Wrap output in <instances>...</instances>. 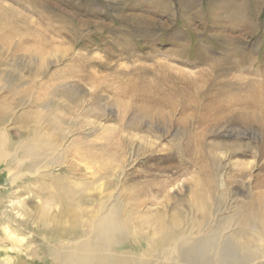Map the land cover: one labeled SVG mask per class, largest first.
Segmentation results:
<instances>
[{
    "label": "rangeland",
    "instance_id": "obj_1",
    "mask_svg": "<svg viewBox=\"0 0 264 264\" xmlns=\"http://www.w3.org/2000/svg\"><path fill=\"white\" fill-rule=\"evenodd\" d=\"M208 1L0 0V103L9 111L0 128L19 143L39 127L54 141L55 155L63 163L54 164L51 172L59 174L71 165L72 181L86 180L95 188L105 183L102 179L109 172L120 183L115 193L129 195L131 205L140 199L130 200L133 186L127 190L123 183L128 174L146 173L147 180L157 184L171 180L167 193L171 191L175 201L188 205L196 200L203 175L198 166L186 165L189 170L183 171L180 164L189 162L181 160V151L199 135L207 148L215 140L251 144L257 156L245 149L224 171L230 181L224 194L225 216L236 204L264 197V158L258 152L264 151L263 109L239 108L234 114H246L249 123L206 131L194 123L191 110L183 113L177 107L178 99L171 105L157 103V90L166 88L158 82L161 76L170 74L199 85L212 62L225 54L226 39L245 33L240 27L210 25ZM263 16L264 0L258 23L264 24ZM247 40L244 45L256 70L264 71V26L256 39ZM201 45L205 47L198 49ZM119 150L122 158L116 162L110 155L117 156ZM15 168L0 158V264H11L13 258L25 264H55L43 248L47 235L41 224L48 222L38 211L39 184L28 171ZM237 170L252 176L234 179ZM16 175L21 177L13 185ZM165 195L142 200L146 207H161ZM214 197L219 198L218 192ZM9 199L16 201L17 210L7 208Z\"/></svg>",
    "mask_w": 264,
    "mask_h": 264
},
{
    "label": "bare ground",
    "instance_id": "obj_2",
    "mask_svg": "<svg viewBox=\"0 0 264 264\" xmlns=\"http://www.w3.org/2000/svg\"><path fill=\"white\" fill-rule=\"evenodd\" d=\"M261 3L262 0H209L210 25L240 27L245 33L226 39L228 43H224L228 48H224L225 54L212 62L211 71L202 76L199 85L170 74L161 76L158 82L166 88L157 90V103L171 105L172 99H178L177 107L183 113L191 110L195 114L194 123L206 131L225 129L231 123H249L246 114H234L239 108L264 110V71L256 70V61L244 45L248 38L256 39L264 26L257 22ZM204 47L201 45L198 49ZM8 119L9 111L0 103V126ZM137 125L132 124L133 127ZM33 132L30 138L15 143L9 131L0 128V158L8 160L19 170L28 171L35 184H39L36 196L41 205L38 211L48 222L41 224L47 235L43 248L55 264L264 263V197L255 196L236 204L225 216L228 206L224 194L230 181L224 171L231 158L245 149L252 150V154L257 156L256 146L215 140L207 148L202 135H199L192 146L181 151V160L184 158L189 162L183 163V160V166L180 164L183 171L188 169L186 165L198 166L203 175V182L198 181L197 184L196 200L188 205L183 200L175 201L171 191L167 193L173 183L171 180L157 184L148 181L146 173L128 174L123 183L125 189L133 186L130 200L140 199L131 205L127 201L129 195L123 198L121 193H115L120 183L109 172L102 179L105 183L97 188L86 180L82 183L72 181L75 176L71 165L63 167L59 174L51 172L50 167L62 163L60 156L55 155L57 146L39 127ZM258 152L264 158V151ZM116 154L110 158L118 162L122 153L119 150ZM261 170H264V163ZM249 175L244 170H237L233 178L244 179ZM19 176H12L13 185ZM217 192L219 198L214 197ZM164 193L166 199L161 207H146V201L142 200ZM15 202L10 200L7 208L17 210ZM17 204L23 208V203L18 201ZM123 247L144 249L137 253H120L118 248ZM11 264L25 263L13 258Z\"/></svg>",
    "mask_w": 264,
    "mask_h": 264
}]
</instances>
